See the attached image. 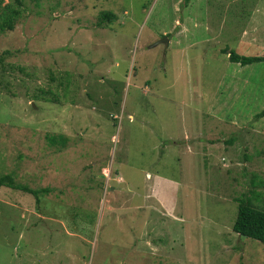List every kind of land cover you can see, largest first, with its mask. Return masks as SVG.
<instances>
[{
	"label": "rangeland",
	"instance_id": "374dc122",
	"mask_svg": "<svg viewBox=\"0 0 264 264\" xmlns=\"http://www.w3.org/2000/svg\"><path fill=\"white\" fill-rule=\"evenodd\" d=\"M21 1L0 177L50 191L0 186V264H264V0Z\"/></svg>",
	"mask_w": 264,
	"mask_h": 264
},
{
	"label": "trees",
	"instance_id": "16d2710c",
	"mask_svg": "<svg viewBox=\"0 0 264 264\" xmlns=\"http://www.w3.org/2000/svg\"><path fill=\"white\" fill-rule=\"evenodd\" d=\"M14 3L10 2L2 7V13L0 15V34H4L7 31H13L15 29L16 23L21 15L20 8L23 6L21 0H12ZM4 0H0V7ZM114 15L109 12H102L100 14V20L98 25L103 27L106 22H111ZM229 55V59L233 63H238L242 66H247L253 63L264 62V56H253L247 57L242 56L234 51L224 50ZM52 99H50L51 101ZM57 102V99H54ZM53 101V100H52ZM59 102V101H58ZM264 112L260 113L258 117L263 116ZM64 136L61 138L63 147L66 145V140ZM0 186H6L11 189L20 190L35 196L37 202H39V196L41 194H46L50 191L48 188L44 189H32L27 185H23L17 182L13 174H7L0 177ZM258 195V194H257ZM260 198V197H258ZM238 201V216L235 220L233 230L240 237H245L249 239L257 240L264 244V211L258 209L253 201L250 199H237Z\"/></svg>",
	"mask_w": 264,
	"mask_h": 264
},
{
	"label": "crops",
	"instance_id": "0c3cea01",
	"mask_svg": "<svg viewBox=\"0 0 264 264\" xmlns=\"http://www.w3.org/2000/svg\"><path fill=\"white\" fill-rule=\"evenodd\" d=\"M159 178V177H158Z\"/></svg>",
	"mask_w": 264,
	"mask_h": 264
}]
</instances>
